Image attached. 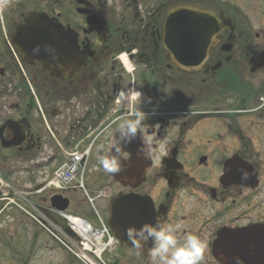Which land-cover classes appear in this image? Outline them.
I'll use <instances>...</instances> for the list:
<instances>
[{
    "label": "flooded vegetation",
    "instance_id": "obj_1",
    "mask_svg": "<svg viewBox=\"0 0 264 264\" xmlns=\"http://www.w3.org/2000/svg\"><path fill=\"white\" fill-rule=\"evenodd\" d=\"M181 8L216 17L206 39L169 23ZM34 12L63 27L64 66L84 61L79 73L48 72L37 44L18 35ZM197 49L202 61L188 63ZM134 88L155 139L147 157L139 136L125 146L128 171L145 168L125 186L98 157L125 114L119 90ZM8 121L0 135L16 145L0 138V156L35 176L49 177L70 151H89L86 178L105 189L103 210L127 197L131 222L183 221L185 234L209 241L202 264H221L214 245H240L239 233L252 230L250 258L264 264V0H0V129ZM151 246L141 241L129 261L150 264Z\"/></svg>",
    "mask_w": 264,
    "mask_h": 264
},
{
    "label": "clouds",
    "instance_id": "obj_2",
    "mask_svg": "<svg viewBox=\"0 0 264 264\" xmlns=\"http://www.w3.org/2000/svg\"><path fill=\"white\" fill-rule=\"evenodd\" d=\"M142 92L125 89L119 90L117 104L127 105L125 114L119 118L115 133L106 145H100L103 155L98 157L99 165L105 172L117 174L122 171L127 158L124 156L125 146L131 144L139 136L142 147L140 151L147 157L155 137L145 135L149 129L144 127L149 113L141 107ZM150 102V98H149ZM118 133V134H117ZM167 141L164 142L166 144ZM161 144V152L164 150ZM243 180L247 175L242 176ZM187 225L183 221L155 224L144 223L139 228L130 227L126 231L129 240L140 249V241H152L148 256L150 264H202L209 247L207 237L186 233ZM137 255L140 252L137 251Z\"/></svg>",
    "mask_w": 264,
    "mask_h": 264
},
{
    "label": "water",
    "instance_id": "obj_3",
    "mask_svg": "<svg viewBox=\"0 0 264 264\" xmlns=\"http://www.w3.org/2000/svg\"><path fill=\"white\" fill-rule=\"evenodd\" d=\"M40 16L41 15L38 13H33L28 20V25L24 27V29L21 28L19 30V36L30 39L31 41L32 39L36 41L39 50L42 51L40 56L44 59L49 71L57 75L64 74V33L60 31L61 29L51 25L47 20L42 19ZM169 22L171 24H175V28L178 30L194 32L196 39H202L207 36V34L202 35V32L209 31L211 33L213 31L212 28L217 23V20L212 15L207 13L192 9H182L173 13ZM40 24L47 26L45 29L33 28V26ZM182 36L184 37V34ZM198 47H200L199 44ZM70 56H73L72 52L70 53ZM195 56L196 59H191L188 63L192 64L193 62L202 61L205 54H202L201 50L197 49ZM82 66L83 61L81 62L76 60L73 62L71 59L69 66L66 67V69L71 75H74L81 70ZM6 125L12 127L9 122ZM3 143L4 147H13L15 145L13 142H6L5 140ZM133 168L135 171L138 169L137 166H133ZM114 175L124 184H127L130 178L140 179L142 172H135L134 175H130L126 167L123 165L122 171ZM122 201L123 203L116 211V224L111 219H109L108 224L115 233L116 237L119 238L122 243L127 241L129 244L134 245L126 235L127 229L133 226L139 228L146 222L144 219L141 220L140 218H136L134 223L127 224L126 215L128 213L127 208H129V206H127L128 200L124 198ZM52 205L57 209L64 211L69 206V200L63 198L62 196H54L52 198ZM136 212L139 211L137 210ZM67 232L71 234L69 230H67ZM249 234H251L250 230L245 232L244 236H240L241 238H236V242L241 241L243 245H230L228 247L216 246L215 255L218 258L222 255L223 260L221 261L223 264H235V262H237V256L241 257L252 254L256 246L253 244L247 245ZM241 260L244 261V257H242Z\"/></svg>",
    "mask_w": 264,
    "mask_h": 264
},
{
    "label": "rangeland",
    "instance_id": "obj_4",
    "mask_svg": "<svg viewBox=\"0 0 264 264\" xmlns=\"http://www.w3.org/2000/svg\"><path fill=\"white\" fill-rule=\"evenodd\" d=\"M0 158L3 160H0V172L12 184L22 190L32 192L48 179L38 178L39 174L35 176L33 172H28L30 170L28 164L17 162L13 156L4 154ZM48 195L46 193L40 199L37 195L32 194L31 198L34 201H40L47 198ZM76 200L81 201L83 212L76 211L75 213L87 218L91 222H95L96 218L93 212L85 206L86 203L80 195H76L71 200L69 211L74 213L76 210L73 208ZM9 213H13L18 217L22 216L17 210L10 211ZM102 214L107 218L103 212ZM4 218L5 216L0 219V264H81L71 253L55 241L47 230L43 229L38 223L34 225L30 218L29 220L18 219L12 215L9 219L4 220ZM25 218L27 217L25 216ZM137 251L141 252L140 249L126 250L118 247L116 264L145 263L142 259L137 258L129 261L131 255L136 257Z\"/></svg>",
    "mask_w": 264,
    "mask_h": 264
}]
</instances>
